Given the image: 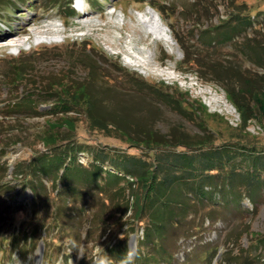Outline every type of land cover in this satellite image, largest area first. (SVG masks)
<instances>
[{
  "label": "rangeland",
  "instance_id": "1",
  "mask_svg": "<svg viewBox=\"0 0 264 264\" xmlns=\"http://www.w3.org/2000/svg\"><path fill=\"white\" fill-rule=\"evenodd\" d=\"M68 2L0 0V185L9 182L16 206H24L13 217L9 193L0 195L1 224L12 218L19 225L33 215L30 202L24 200L31 190L20 191L17 181L23 174L16 176L15 167L34 153L52 148L45 146L42 133L54 134L59 144L74 141L86 149L79 153L78 162L89 169L96 158L108 166L110 157L126 152L153 163V154L142 143L149 131L168 141L202 137L210 141L203 149L236 142L264 149V0H87L81 12L72 5L66 8ZM149 12L159 16L174 44L149 33L140 21ZM241 14L250 16L253 23L243 24ZM53 25L73 36L38 44ZM23 41L24 50L18 52ZM113 64L125 69L136 85L111 91L99 68L111 69ZM17 65L25 69L23 82L9 77ZM80 88H86L92 99L88 113L86 92ZM62 90L72 97L82 94L83 106L77 105L78 110L69 115L57 113ZM27 92L34 96L28 99ZM237 93L252 106L248 112L252 120L247 124L230 99ZM89 116L126 133L110 135L90 129ZM67 118L73 120L74 128L66 124ZM234 161L242 163L241 156ZM41 177L48 192H53L52 181ZM103 177L102 185L108 188L110 176ZM73 181L83 195L66 192L56 202L53 198L51 211L56 203L63 205L62 211L45 213L49 229L56 222L58 227L50 234L43 231L42 237L38 234L36 248L24 241L11 248L5 239L10 232L0 236V264H37L40 242L44 243L41 264H108L107 248L114 244L122 249L128 245L129 253L135 255L146 220H135L132 211L122 217L116 206L109 209V202L104 206L95 182ZM255 198L257 206L246 199L244 209L233 201L219 205L218 197L192 207L179 225L186 228L196 223L191 237L183 236L179 226L167 232L171 264H246L245 259L262 264L264 248L253 237L264 233V195ZM142 250L155 254L147 246ZM153 264L167 263L157 257Z\"/></svg>",
  "mask_w": 264,
  "mask_h": 264
},
{
  "label": "trees",
  "instance_id": "2",
  "mask_svg": "<svg viewBox=\"0 0 264 264\" xmlns=\"http://www.w3.org/2000/svg\"><path fill=\"white\" fill-rule=\"evenodd\" d=\"M71 1L69 0L65 5L66 8L71 4ZM53 8L52 6L51 9ZM242 17L243 24L245 22L253 23L250 16L242 15ZM24 73L25 69L17 65L9 77L13 82H23ZM83 89L80 88V92L83 93ZM81 95L72 97L63 91V95L57 99L59 102L57 103V107H59L57 113L69 115L78 110L76 109L77 105L83 106L80 103ZM25 96L31 99L34 95L27 92ZM230 99L238 107L243 124L251 121L252 116L248 112H251L252 106L239 98L238 93L231 94ZM21 105L18 104V106ZM28 105L31 106L26 104V106ZM200 105L203 108L201 111L204 114L207 113L206 107ZM84 106L88 113L91 109V102L85 99ZM87 118L90 129L102 132L105 130L107 134L114 135L113 126L111 127L109 123L90 116ZM65 121L67 125L71 124L74 128L71 118H67ZM243 126L246 127V125ZM72 128L69 129L72 131ZM41 139L45 146L52 148L47 152L34 153L31 159H24V162L21 160L23 163L20 161V164L15 167L16 176L20 173L23 174L19 180L16 177L17 182L22 185L20 191L22 192L26 188L31 190V195L28 194L24 200L30 202L33 215L30 220L22 221L19 225H16L12 218L10 219L12 221L0 223V236L10 232L5 239L9 241L11 248L22 245L23 241L26 246L36 248L39 244L38 234H41L42 237L43 231L50 234L52 229L55 230L58 227V222H56V225H53L51 230L49 229L45 223L47 218L45 213H50L51 203L55 204L56 200L66 192H71L78 197L83 195L82 188L73 181L75 178L79 179L83 185L95 182L102 193L101 196L105 201L104 206H107V202H109V209L116 206V211H119L122 217L132 211L135 220L140 222L146 220L145 235L143 239L138 240L135 255L132 256L129 253L128 245L123 249L120 244L108 245V264H116V262L118 264H153L157 257H160L163 262L171 264L173 253L165 244L168 237L167 232L169 229H176L180 225L182 217H186L189 214L187 212L192 211V207L201 206L207 198L214 201L213 199L218 197L219 205L225 207L233 201L244 209L245 206L242 204L246 199H250L257 206L256 194L264 195V149L257 150L242 143L236 142L235 144L203 149L204 146L209 145L210 141H206L202 137H190L189 139L188 137H176L175 140L168 141L166 137L156 138L155 135L149 134L147 138L142 139V143H144L143 149H147L149 154H153L155 158L153 163L139 155L126 152L110 157V165H108L110 167L106 166L104 160L96 158L92 163L93 169H89L78 162L79 153L85 152L86 149L78 148L74 141L59 144V139L52 133H42ZM77 144L82 143L77 142ZM160 148H164V150H160ZM177 148L185 149L176 151ZM238 155L241 156L242 163L240 164L234 161ZM60 170H63L61 175L59 174ZM104 174L110 176L111 183L108 188L106 183L105 187L102 185ZM41 175L52 181L53 192H48ZM9 184V182H4L0 185V195L4 196L9 193L7 196L10 195L9 200L12 199L9 203L12 205L13 213L11 215L14 217L15 211L23 209L24 206L22 207V204L16 206V195L10 194L12 187ZM106 195L109 197H104ZM116 197H119V200ZM53 198L55 202L51 201ZM121 199L123 200L121 201ZM62 209L63 205L56 203L51 214L56 215ZM192 227L196 228V223L192 222L186 228L180 227V230L184 231L183 236L191 237ZM132 230L134 231V228ZM41 237L39 236V238ZM253 238L255 244L262 245L264 248V233L254 235ZM142 246L152 248L155 254L148 252L145 254ZM260 256L264 258L263 254ZM261 257L259 258L261 259ZM244 263L254 264L249 259H245Z\"/></svg>",
  "mask_w": 264,
  "mask_h": 264
},
{
  "label": "flooded vegetation",
  "instance_id": "3",
  "mask_svg": "<svg viewBox=\"0 0 264 264\" xmlns=\"http://www.w3.org/2000/svg\"><path fill=\"white\" fill-rule=\"evenodd\" d=\"M111 69H107L104 68L103 70L100 69L103 77H105V79H107L108 84L111 85L112 87H110L109 89H112L111 91H117V88L119 89V87H129L130 85L135 84L136 82L130 78L127 77V73L124 72L125 69L121 68L119 65H110ZM117 87V88H116ZM83 92H86V88L83 89ZM113 95V94H112ZM84 98L87 101L92 100L90 95H87V92L84 96ZM114 129V133L113 134H123L126 133L125 131H122V129H118L116 127H113ZM120 130V131H119ZM164 134H168V132H162ZM148 134H155L153 131H149Z\"/></svg>",
  "mask_w": 264,
  "mask_h": 264
},
{
  "label": "bare ground",
  "instance_id": "4",
  "mask_svg": "<svg viewBox=\"0 0 264 264\" xmlns=\"http://www.w3.org/2000/svg\"><path fill=\"white\" fill-rule=\"evenodd\" d=\"M78 4L80 8H85V3L83 2V0H80ZM149 14V17L147 18H140V21L146 25V29H148L149 33L154 35L155 39H160L165 41L166 43L174 44L173 38L169 36L166 29L163 27L162 21L161 19H159V16L153 12H149ZM151 53L152 52L150 51V55L153 56L154 54Z\"/></svg>",
  "mask_w": 264,
  "mask_h": 264
},
{
  "label": "water",
  "instance_id": "5",
  "mask_svg": "<svg viewBox=\"0 0 264 264\" xmlns=\"http://www.w3.org/2000/svg\"><path fill=\"white\" fill-rule=\"evenodd\" d=\"M43 251H44V243L40 242V245L38 247L37 264H41V262H42Z\"/></svg>",
  "mask_w": 264,
  "mask_h": 264
}]
</instances>
